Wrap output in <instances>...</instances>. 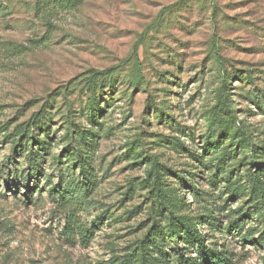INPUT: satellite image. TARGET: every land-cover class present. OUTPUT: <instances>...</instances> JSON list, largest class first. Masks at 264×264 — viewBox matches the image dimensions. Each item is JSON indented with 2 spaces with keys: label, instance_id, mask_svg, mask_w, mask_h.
I'll return each instance as SVG.
<instances>
[{
  "label": "rangeland",
  "instance_id": "obj_1",
  "mask_svg": "<svg viewBox=\"0 0 264 264\" xmlns=\"http://www.w3.org/2000/svg\"><path fill=\"white\" fill-rule=\"evenodd\" d=\"M35 2L0 0V264H120L146 236L154 264H177L167 210L204 221L229 264H264L249 181L264 163V0H83L51 28ZM79 128L101 130L95 187L66 157ZM74 221L90 240L66 237Z\"/></svg>",
  "mask_w": 264,
  "mask_h": 264
},
{
  "label": "trees",
  "instance_id": "obj_2",
  "mask_svg": "<svg viewBox=\"0 0 264 264\" xmlns=\"http://www.w3.org/2000/svg\"><path fill=\"white\" fill-rule=\"evenodd\" d=\"M83 0H36L35 2V16L37 19L44 23L49 28L53 27V22L56 21L57 15L63 10H70L74 7H77L79 3H82ZM221 104L220 108L225 111V113L229 114L231 118L237 121L234 111L230 107L229 101L227 100L226 96L221 97ZM98 106L96 104H92V112H90V116L88 117V122L98 124V117L101 115L98 114L97 110ZM213 125V124H212ZM225 128L224 124L218 126L219 131ZM243 130V128H241ZM95 129L92 130H85V129H76V138H79V142L81 143L80 146H71L66 152V157L74 156V165L79 167L81 174L83 176L84 184L89 185H97V182H94L90 179V172H89V161L92 158V151H94L95 144L99 139V132L101 131L98 129V132H95ZM74 133V131H73ZM245 133L243 132V136ZM20 137L19 142L22 147L27 144V142L32 141L30 151L26 153V159L31 162L33 165L37 164V152L36 146L40 147V142L36 138L30 136V131L26 134V131L21 132L18 135ZM246 139H241L238 141V146L240 148H244V145L249 137H245ZM72 135L70 138L71 143ZM76 140V139H75ZM93 143V144H92ZM84 147V148H83ZM140 147H143L141 145ZM18 146H15L17 149ZM28 148V147H27ZM144 148V147H143ZM145 149V148H144ZM25 153V151H23ZM147 159L150 160L152 164V168H155L157 165V157L156 156H146ZM251 159H253V163H256L257 157L255 153L252 154ZM256 160V161H255ZM261 166V170L264 171V163L260 162L258 164ZM260 172L259 174L251 173L249 175V181L251 183V189L254 193L257 194L258 199L256 201V213L251 215L253 221L255 219H259L261 221V225L264 226V182L262 179L264 178V172ZM68 187H70V193H78L79 191H83L82 185H80L77 181L71 182ZM95 187V186H94ZM188 189H192L194 193H197L198 190L196 187L187 184L186 186ZM57 188L54 189L56 191ZM77 204V203H75ZM169 216L167 218V226L165 227V231L163 232V238L168 243H171L174 248H171L175 252V257L177 258V264H229L228 257L226 256V251L220 250L218 246L212 247L209 246L206 242V236H204L199 230L198 227L204 225L203 222L196 223L193 219L189 217H177L171 210H167ZM246 219V218H245ZM240 220L233 222L228 227V230L231 234L235 235L238 234L242 227L239 226ZM203 223V224H202ZM80 222H68L65 230V235L68 239H72V237L79 238L84 242L90 240V232L86 231L81 225ZM258 227H254L251 230H256ZM243 241H246L244 237H242ZM151 239L149 236H146L142 242H140L137 249L132 253L128 258L122 261L120 264H130L132 257L136 258L137 264H154L155 263V251L150 248ZM255 245H259L261 240H256ZM181 244L184 245L183 249H180ZM183 250V251H182ZM195 254L196 257H190L189 255ZM169 255L165 253V257Z\"/></svg>",
  "mask_w": 264,
  "mask_h": 264
}]
</instances>
